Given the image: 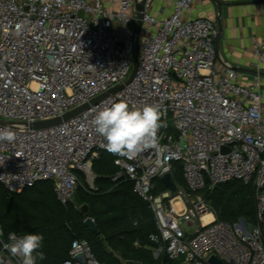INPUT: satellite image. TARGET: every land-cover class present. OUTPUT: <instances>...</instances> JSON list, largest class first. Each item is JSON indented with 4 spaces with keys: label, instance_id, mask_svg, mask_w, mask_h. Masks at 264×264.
Here are the masks:
<instances>
[{
    "label": "built area",
    "instance_id": "2783aa9c",
    "mask_svg": "<svg viewBox=\"0 0 264 264\" xmlns=\"http://www.w3.org/2000/svg\"><path fill=\"white\" fill-rule=\"evenodd\" d=\"M155 1L0 0V119L21 124H0L17 133L15 142H0V185L21 193L50 180L57 199L72 203L81 185L76 172L94 183L93 163L107 151L92 124L96 112L119 100L130 108L159 105L166 112L167 127L158 135L168 149L167 165L156 163L153 150L119 155L111 177L132 182L153 210L154 259L213 264L209 259L216 256L223 264H264V37L254 43L255 72L243 83L233 65L219 59L216 22L186 16L199 0H173L172 10L163 15L166 9H160L161 16L154 12ZM55 118L62 120L31 126ZM174 162L182 165V185L173 176ZM167 173L174 191L161 180ZM156 180L164 190L155 192ZM235 180L257 190L255 223L218 220L205 197ZM207 214L212 215L208 222ZM195 223L193 233L184 231ZM0 230V264H22L5 247L9 234L1 223ZM63 264L105 263L86 239L77 238Z\"/></svg>",
    "mask_w": 264,
    "mask_h": 264
},
{
    "label": "trees",
    "instance_id": "16d2710c",
    "mask_svg": "<svg viewBox=\"0 0 264 264\" xmlns=\"http://www.w3.org/2000/svg\"><path fill=\"white\" fill-rule=\"evenodd\" d=\"M119 155L102 151L93 163L96 174L95 188L78 187L74 201L62 204L50 180L37 182L21 193H11L0 185V223L6 235L15 233L41 234L43 246L39 251L45 259L37 264H63L69 257L74 239H86L101 263L176 264L166 256L161 261L153 257V242L149 236L158 232L156 218L149 203L133 191V183L126 180L113 182L117 171L114 159ZM172 172L179 184H184L182 165L172 164ZM81 183L84 181L79 176ZM162 185V183H161ZM162 185L161 189L164 190ZM256 188L242 180L219 185L205 194L218 220L230 223L244 219L256 222ZM77 198V200H76ZM75 205L79 206L76 208ZM87 206V213L81 208ZM95 219L93 232L85 219Z\"/></svg>",
    "mask_w": 264,
    "mask_h": 264
},
{
    "label": "clouds",
    "instance_id": "9594fccd",
    "mask_svg": "<svg viewBox=\"0 0 264 264\" xmlns=\"http://www.w3.org/2000/svg\"><path fill=\"white\" fill-rule=\"evenodd\" d=\"M259 99V98H257ZM166 112L161 111L159 105L145 104L142 108L132 107L124 100L109 102L96 112L92 124L95 131L106 140L109 152L122 156H137L147 150L156 154V163L164 167L167 165V146L162 145L158 135L161 128H166V121L162 117ZM17 133L11 128H0V142L13 143ZM170 167V166H168ZM165 170H168L166 167ZM0 236L3 231L0 230ZM10 243L5 247L13 256L22 258V264H37L45 256L39 251L44 236L41 234H25L17 236L10 233Z\"/></svg>",
    "mask_w": 264,
    "mask_h": 264
},
{
    "label": "crops",
    "instance_id": "0c3cea01",
    "mask_svg": "<svg viewBox=\"0 0 264 264\" xmlns=\"http://www.w3.org/2000/svg\"><path fill=\"white\" fill-rule=\"evenodd\" d=\"M173 0H156L154 12L165 8L163 15L172 10ZM187 17H209L218 28L219 36L214 42L219 59L229 62L236 69L238 80L247 83L255 72L256 61L254 43L264 37V0H199L195 8L188 11ZM219 60L218 67H222ZM264 89V66L262 68ZM126 262V261H123Z\"/></svg>",
    "mask_w": 264,
    "mask_h": 264
},
{
    "label": "water",
    "instance_id": "95a60500",
    "mask_svg": "<svg viewBox=\"0 0 264 264\" xmlns=\"http://www.w3.org/2000/svg\"><path fill=\"white\" fill-rule=\"evenodd\" d=\"M215 2H217L219 4V0H215ZM138 16L139 17L141 16V12L140 11L138 12ZM140 29H141V21L139 19L138 20V27H137V36H136V41H135V64H134V69H133V73H132L131 78L133 77V75L135 73V69H136V61H137V54H138V47H139V32H140ZM216 48H218L217 42H216ZM102 96H104V95H102ZM102 96L98 97L93 102L97 101ZM86 106L87 105L82 106V107H80V108H78L76 110H73L71 112H68L66 115H64L63 119H67V118L75 115L76 113H78L81 110H83ZM61 120H62V118H55V119L46 120V121H39V122H36V123L32 124L31 126L34 127V128H43V127H47V126H51V125H54L56 123H59ZM0 124L5 125V126H9V127H19V126H21V124H19V123H15V122H11V121H6V120H2V119H0ZM228 150L229 149H227V148H224L223 149L224 152H226ZM161 180L163 181V183L165 184V186L167 188H169L170 190L174 191L176 189V185L172 181L171 174L170 173H167L164 176H162ZM87 210H88L87 206H83L81 208L82 213H85L86 214L87 213ZM85 224L93 232H95L97 230V225H96L95 221L91 217H87L85 219ZM209 261L211 263H213V264H223V262L220 259H218L216 256H212L209 259Z\"/></svg>",
    "mask_w": 264,
    "mask_h": 264
},
{
    "label": "rangeland",
    "instance_id": "374dc122",
    "mask_svg": "<svg viewBox=\"0 0 264 264\" xmlns=\"http://www.w3.org/2000/svg\"><path fill=\"white\" fill-rule=\"evenodd\" d=\"M131 71H132V69H131ZM76 173L79 176L82 175L84 177V181H82V183H81V187L82 188H84V187L85 188H90L91 184L92 185L94 184L93 182L89 183V180L86 181V176H85L84 173H82L80 171H77ZM155 184H156V191L155 192H159L160 191L159 189H161L163 184L161 185V182L159 180H156ZM94 186H95V184H94ZM76 200H77V198H76ZM183 229L187 233H193L197 229V223H195V225H192V226H183ZM176 264H177V262H176Z\"/></svg>",
    "mask_w": 264,
    "mask_h": 264
},
{
    "label": "bare ground",
    "instance_id": "6f19581e",
    "mask_svg": "<svg viewBox=\"0 0 264 264\" xmlns=\"http://www.w3.org/2000/svg\"><path fill=\"white\" fill-rule=\"evenodd\" d=\"M211 218H212V215L211 214H207V215H205L204 220L206 222H208Z\"/></svg>",
    "mask_w": 264,
    "mask_h": 264
}]
</instances>
